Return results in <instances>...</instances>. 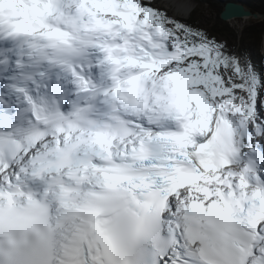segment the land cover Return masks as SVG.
<instances>
[{
	"label": "snow or ice",
	"instance_id": "obj_1",
	"mask_svg": "<svg viewBox=\"0 0 264 264\" xmlns=\"http://www.w3.org/2000/svg\"><path fill=\"white\" fill-rule=\"evenodd\" d=\"M0 264H264V73L157 0H0Z\"/></svg>",
	"mask_w": 264,
	"mask_h": 264
},
{
	"label": "trees",
	"instance_id": "obj_2",
	"mask_svg": "<svg viewBox=\"0 0 264 264\" xmlns=\"http://www.w3.org/2000/svg\"><path fill=\"white\" fill-rule=\"evenodd\" d=\"M246 2V6L253 12H261L264 14V0H246ZM209 6H211L212 9L221 8L214 23L212 21L205 22L200 20L194 12L193 14H190L191 17H189V19L180 20L187 21L197 27L207 29L215 35L218 40L226 41L229 48L237 55L243 56L247 53V51H249V49H255L257 51L259 61L261 62L260 70L264 73V54H261L264 42V20H252L250 25L245 26L243 29H237L230 23L221 20L220 14L224 9V3H221L220 0H212L209 2Z\"/></svg>",
	"mask_w": 264,
	"mask_h": 264
},
{
	"label": "rangeland",
	"instance_id": "obj_3",
	"mask_svg": "<svg viewBox=\"0 0 264 264\" xmlns=\"http://www.w3.org/2000/svg\"><path fill=\"white\" fill-rule=\"evenodd\" d=\"M181 1H183V0H181ZM187 1L188 0H185V2H187ZM190 1H193L192 14H193V12L196 13V15L199 17V19L202 21H205V22L212 21L214 23L216 21L217 14H218V12H220L221 8L212 9V7L209 6V4H208L209 0H190ZM220 1H221V3H225L227 0H220ZM234 1H236V2L243 1L240 3L247 5L246 0H234ZM245 2H246V4H245ZM157 3L160 7L164 8L170 16H173L175 18L178 17L177 19L187 20V19H189V17H191V16H188V17L177 16L176 11H175L176 7H175V5H173L170 2V0H157ZM258 21H260V20H258ZM251 22H252L251 19H247V20L230 21L227 23H230L233 27H235L237 29H243L245 26L250 25ZM261 54H264V42H263V50H261ZM243 56H247L252 61V63L255 65L256 69L261 72V70H260L261 62L259 61V57H258L257 51L255 49L254 50L249 49V51H247V53L244 54Z\"/></svg>",
	"mask_w": 264,
	"mask_h": 264
},
{
	"label": "water",
	"instance_id": "obj_4",
	"mask_svg": "<svg viewBox=\"0 0 264 264\" xmlns=\"http://www.w3.org/2000/svg\"><path fill=\"white\" fill-rule=\"evenodd\" d=\"M220 18L224 22H230L232 20H264V14L260 12H253L250 8L246 7L242 3L228 2L224 5V9L220 15Z\"/></svg>",
	"mask_w": 264,
	"mask_h": 264
},
{
	"label": "bare ground",
	"instance_id": "obj_5",
	"mask_svg": "<svg viewBox=\"0 0 264 264\" xmlns=\"http://www.w3.org/2000/svg\"><path fill=\"white\" fill-rule=\"evenodd\" d=\"M170 2L173 5H175V7H176L175 11H176L177 16L186 17V16H189L193 11V1L188 0L187 2H185V0H183V1H181V0H170ZM230 2H233V1H230ZM236 20L237 19L232 20V21H236Z\"/></svg>",
	"mask_w": 264,
	"mask_h": 264
}]
</instances>
